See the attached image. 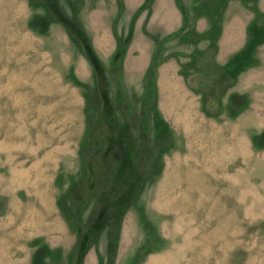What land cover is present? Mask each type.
I'll return each mask as SVG.
<instances>
[{
	"label": "rangeland",
	"instance_id": "374dc122",
	"mask_svg": "<svg viewBox=\"0 0 264 264\" xmlns=\"http://www.w3.org/2000/svg\"><path fill=\"white\" fill-rule=\"evenodd\" d=\"M0 264H264V0H0Z\"/></svg>",
	"mask_w": 264,
	"mask_h": 264
},
{
	"label": "crops",
	"instance_id": "0c3cea01",
	"mask_svg": "<svg viewBox=\"0 0 264 264\" xmlns=\"http://www.w3.org/2000/svg\"><path fill=\"white\" fill-rule=\"evenodd\" d=\"M181 19L178 16V11L175 9V1H174V32L178 30L180 27Z\"/></svg>",
	"mask_w": 264,
	"mask_h": 264
}]
</instances>
